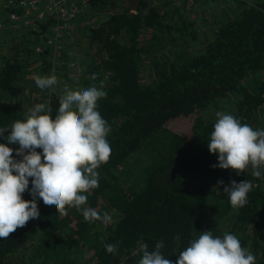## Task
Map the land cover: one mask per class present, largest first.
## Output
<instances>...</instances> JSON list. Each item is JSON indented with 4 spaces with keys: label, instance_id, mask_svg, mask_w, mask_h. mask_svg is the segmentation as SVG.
Masks as SVG:
<instances>
[{
    "label": "trees",
    "instance_id": "1",
    "mask_svg": "<svg viewBox=\"0 0 264 264\" xmlns=\"http://www.w3.org/2000/svg\"><path fill=\"white\" fill-rule=\"evenodd\" d=\"M15 2L0 4L7 44L0 51V128L25 119L34 92L55 117L59 84L56 91L41 90L36 76L55 75L71 88L103 82L107 95L97 110L110 126L111 154L97 169L99 187L83 194L85 207L112 220L89 223L67 206L60 215L37 198L40 217L0 238V264H138L141 255L132 251L140 243L154 250L159 241L175 262L205 230L236 235L256 264H264V178L253 177L251 168L240 175L213 168L218 153L208 150L216 121L211 108L264 130V0H237L232 14L222 15L202 39L186 0H84L76 15L81 36L74 42L68 35L75 45L60 41L55 49L45 34L53 33L54 17L28 30L11 28L22 23L24 11ZM11 12L17 17L7 19ZM82 39L84 46L73 49ZM60 59H76L78 75L59 76ZM0 143L20 159L18 145L3 137ZM220 180L251 181L247 204L233 208ZM22 196L32 199L30 191ZM109 243L117 244L115 254L106 251Z\"/></svg>",
    "mask_w": 264,
    "mask_h": 264
},
{
    "label": "clouds",
    "instance_id": "2",
    "mask_svg": "<svg viewBox=\"0 0 264 264\" xmlns=\"http://www.w3.org/2000/svg\"><path fill=\"white\" fill-rule=\"evenodd\" d=\"M95 79V74H93ZM35 83L41 90H56L55 75L36 76ZM103 82L87 88L67 85L59 95V107L53 118L52 108L37 103L24 113L25 119L16 120L10 128H0V137L13 148L0 143V238L7 239L31 219H38L40 212L37 198L46 206H56L60 215L67 214V207L81 212L86 222H111L105 212L85 207L88 193L99 187L98 168L109 161L111 147L106 139L110 126L97 110L98 101L106 97ZM214 130L210 134L208 150L218 153V164L213 168L231 169L237 175L251 168V175L264 178V130L253 129L235 116L216 113ZM9 134L4 137V133ZM42 149V152L37 151ZM29 178L31 189L29 190ZM223 185L230 205L241 208L247 204V194L253 184L249 180ZM30 191L31 200L22 194ZM163 241L149 251L140 243L132 255H141L138 264H256V256L241 246L239 238L230 233L215 236L211 230L202 231L179 253L175 262L166 258L161 249ZM110 254H115L117 244H105Z\"/></svg>",
    "mask_w": 264,
    "mask_h": 264
},
{
    "label": "rangeland",
    "instance_id": "3",
    "mask_svg": "<svg viewBox=\"0 0 264 264\" xmlns=\"http://www.w3.org/2000/svg\"><path fill=\"white\" fill-rule=\"evenodd\" d=\"M10 1L12 0H0V4H2L3 2H6L4 5H8L10 4ZM237 4V0H186V8H190L191 7V11H189V16L190 19H195L192 25V28H194L195 30H197V32H200V34L198 35V38L202 39L203 38V34H206V32L209 34L211 33V31L214 30V28H216L218 22L221 20L222 15L224 14H232V11H234V8ZM6 18L10 17V18H15L17 17L15 13L11 12L9 15H4ZM19 21H21L22 23L17 25V24H13V26L11 28H15L16 26H20L23 30L26 29L28 30L29 28H34L36 25V23H34L32 17L26 15L25 13L22 12V14H20V16H18ZM8 19V18H7ZM79 19L75 16L70 24L66 27V29H60V31H58V33L60 34V37L62 36V41L64 43H72L73 45L74 42H76V38L80 37L81 35H79L80 32L79 29H83L81 24H79ZM5 26H0V30H3ZM51 27V26H50ZM10 29V28H7ZM16 29V28H15ZM75 29H77V32L75 31ZM68 35H70L71 37H75L72 41L68 40ZM46 36H49L48 34ZM33 37V36H32ZM198 40L196 42V44L198 45H202L203 42H201V40ZM81 44V45H80ZM80 44L78 46H73V49L78 50L79 48L83 47V39L80 41ZM6 41H2V35L0 34V51H5L6 50ZM198 47V46H197ZM40 50V48H39ZM38 51V50H37ZM76 60V59H75ZM74 59H68L66 61H64L63 59L58 60V65L59 67V71L58 74L59 76L62 74H67L70 76L73 75H78L76 69V61ZM66 62H69L68 64ZM64 64H66V69H68L66 71V69L64 67H62ZM76 71V72H75ZM58 80H60V82H58L59 86H58V95L61 94V90L63 89V87L65 86V83H63L62 79H60L59 77H57ZM142 80L144 82L149 80V76L147 74H142ZM57 86V85H56ZM73 86V85H72ZM69 87H71L69 85ZM57 90V89H56ZM55 90V91H56ZM52 92V91H51ZM34 94V95H33ZM33 94H31L30 96V100L26 103V104H30V108L34 107L35 104L40 103L38 100V94L36 92H34ZM37 95V97H36ZM217 112H221L219 109H209L208 113L212 114L213 116H216ZM178 127V126H176Z\"/></svg>",
    "mask_w": 264,
    "mask_h": 264
},
{
    "label": "built area",
    "instance_id": "4",
    "mask_svg": "<svg viewBox=\"0 0 264 264\" xmlns=\"http://www.w3.org/2000/svg\"><path fill=\"white\" fill-rule=\"evenodd\" d=\"M15 5L22 8L24 13L32 17L34 23L44 21L48 16L54 17V29L52 36H48L47 42L59 48L62 36L58 31L69 25V20L74 18L82 8L84 0H16ZM47 35V33H45Z\"/></svg>",
    "mask_w": 264,
    "mask_h": 264
}]
</instances>
